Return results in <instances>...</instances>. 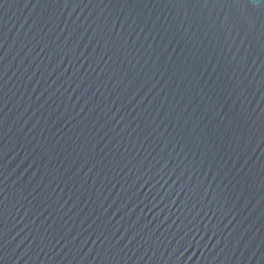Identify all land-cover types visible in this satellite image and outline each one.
<instances>
[{"label": "water", "instance_id": "95a60500", "mask_svg": "<svg viewBox=\"0 0 264 264\" xmlns=\"http://www.w3.org/2000/svg\"><path fill=\"white\" fill-rule=\"evenodd\" d=\"M0 264H264V0H0Z\"/></svg>", "mask_w": 264, "mask_h": 264}]
</instances>
